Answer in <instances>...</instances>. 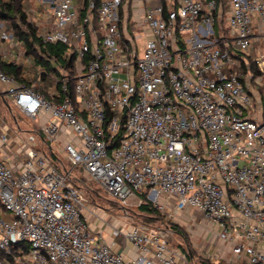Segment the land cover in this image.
I'll list each match as a JSON object with an SVG mask.
<instances>
[{"label":"built area","instance_id":"2783aa9c","mask_svg":"<svg viewBox=\"0 0 264 264\" xmlns=\"http://www.w3.org/2000/svg\"><path fill=\"white\" fill-rule=\"evenodd\" d=\"M26 3L42 44L74 57V75L55 56L47 88L43 69L30 85L0 69L12 129L25 131L12 107L34 126L18 140L20 168L0 155V264H194L171 245V220L200 226L210 261L264 264V104L248 61L256 51L264 74V0ZM0 44L4 59L32 64L3 21ZM77 168L121 207L145 194L166 214L157 227H112L132 257L93 237ZM19 241L30 245L22 257L11 251Z\"/></svg>","mask_w":264,"mask_h":264},{"label":"trees","instance_id":"16d2710c","mask_svg":"<svg viewBox=\"0 0 264 264\" xmlns=\"http://www.w3.org/2000/svg\"><path fill=\"white\" fill-rule=\"evenodd\" d=\"M27 6L28 5L26 3V0H0V21H3L6 25L13 28L12 34L15 36L16 40H23L24 42L26 55L32 56L36 64L39 65L40 67L42 66V69L44 71L42 80L46 83V88H47L50 82L48 78H46L48 77L46 75L51 72H56V67L54 65L55 63L54 61H52V57L55 56L56 57L55 62L62 64L68 70L71 76L74 75V57L64 58L63 52L65 50V47L62 45L44 46L42 44L41 39L38 36L37 28L27 20V12H26ZM252 57L253 56L248 57V61L250 63V69L254 75L260 74L258 67L255 65ZM0 69L4 73L16 78L17 80L26 82L29 85L31 84V81L28 80L26 74L23 73L22 66L17 63L6 62L3 55L1 54H0ZM72 85L73 82H70L71 88ZM38 89H40L43 93H46L45 92L46 90L44 88L41 89V87H39ZM12 108H13L12 109L13 116L16 117V119L18 120L17 114H20V112L17 111L14 107ZM4 116L7 117V115ZM82 181H86V180L81 179L80 183ZM75 183H77V181H75ZM84 188L87 190V194L88 192L92 194H96L98 191L97 190L98 188H95L93 184L90 182H88ZM138 208L147 212V213H141L140 215L144 216L145 219L149 220L146 222L141 221L140 223H145L153 227L162 225L163 223L162 219L165 218L164 213H162L159 209H157L156 206L146 198L145 194L142 196V203L138 205ZM2 211L4 214V218L9 219L10 214L6 212L4 208L2 209ZM157 221L158 223H156ZM167 226L169 227L170 230H173L170 223H168ZM175 234L177 233L175 232ZM29 248H30L29 243L24 241H19L11 246V251L14 255L22 257L29 251ZM4 257H6L5 252L0 250V258H4ZM10 260L12 261L13 258L10 257ZM197 260L198 262L196 261L195 262L196 264H225L222 261L219 262L210 261L202 255H200V257H198Z\"/></svg>","mask_w":264,"mask_h":264},{"label":"rangeland","instance_id":"374dc122","mask_svg":"<svg viewBox=\"0 0 264 264\" xmlns=\"http://www.w3.org/2000/svg\"><path fill=\"white\" fill-rule=\"evenodd\" d=\"M6 28L8 32H11V33L13 32L12 27L6 25ZM0 48L4 50L6 48V45L0 44ZM5 61L11 62V63H17L21 65L23 68V73H27L26 77L28 78L29 81H31V79H35V77H37V74H36L37 71L42 69V66L40 67L39 65H37L34 60L32 64H26L24 60H20L17 62L12 57L5 58ZM262 83L264 84V80ZM0 89L2 90L4 89V85H2L1 83H0ZM1 107L3 108V105H1ZM1 114L2 116L6 115L5 108H3V111L1 112ZM8 117L9 115H7V117L4 118L6 122H8V119H9ZM17 118H18L19 123H21L22 128L25 130L23 132L24 135L26 136L27 134H30L31 129L34 128L32 122H30L26 117L20 114H17ZM60 157L62 160H64L65 163H67L66 154L64 153V151L60 152ZM74 173L79 177V179L86 180V181H82L80 183L81 185L85 186L88 182H90L93 184L95 188L99 187V184L95 182L93 179H91L89 175L83 171V169L77 168L74 171ZM97 190L98 191L96 194H92L88 192L89 202L91 205L100 206L101 208L105 210L106 212L105 216L107 218V222L111 221L112 222L111 226L113 225L116 227L119 225V227L121 228V231L123 232V231H127L128 228L134 225H137L141 221H145V222L149 221L148 219H145L144 216L140 215L141 213H147V212L139 209L136 203L131 202L128 206L121 207L120 205H118L116 201H114L113 197L108 192H105L101 190L100 188H98ZM194 214L197 217L200 216L199 213L198 214L194 213ZM164 216L165 218L162 219L163 222L166 220V217H167L166 214H164ZM175 221L173 220L169 221L172 229L177 233L171 236L170 238L171 245H173L174 248H176L179 252L185 255L186 259L189 262L191 263L192 261L198 262L197 260L198 257H200V255L203 256V253H205V250L209 248L210 239L208 237H205V235L203 236L197 232L198 228H200L199 225H194L193 227L195 228V230L192 231V227L190 225H182V224H179L178 221L177 222ZM156 223H158V221Z\"/></svg>","mask_w":264,"mask_h":264},{"label":"crops","instance_id":"0c3cea01","mask_svg":"<svg viewBox=\"0 0 264 264\" xmlns=\"http://www.w3.org/2000/svg\"><path fill=\"white\" fill-rule=\"evenodd\" d=\"M261 44L262 43L260 42L258 43L255 41V44H254L255 49L257 47H260ZM263 51H264V46H263ZM255 53L256 51H252L251 55L254 56ZM259 75H261V82H263L264 74L260 73ZM255 95L257 98H260L262 100L260 103L264 104V84L263 83L262 85L259 84L257 86V89L255 90ZM1 105H3V108H5L6 111L8 110L6 109V105L7 107L10 106L9 103L5 101L4 99L0 101V111L3 110ZM8 118L10 119V117ZM9 119H8V124L11 127L9 130L10 139H9L8 145L0 141V155L7 165L14 166V167L16 166L17 168H20L21 162L23 160V155L18 152V149H19L18 140L24 137L25 135L24 133H20L19 135H17V133H15V130L12 129L13 125L11 126L13 122ZM97 212H98L97 206L91 205L89 203L88 210L86 211V217H87L88 225H89V228L91 230L93 237L95 239H101L102 241L109 243L110 245H112L114 251L122 253L127 259L135 255L133 246L129 242L126 241L124 235L123 234L116 235L115 231L112 228L113 225L107 226L106 224L101 223V221L97 219ZM105 213L106 212L104 210L102 216L105 219V221H107ZM110 223L112 224L111 221ZM113 227L118 228L119 225L116 227L115 226Z\"/></svg>","mask_w":264,"mask_h":264},{"label":"water","instance_id":"95a60500","mask_svg":"<svg viewBox=\"0 0 264 264\" xmlns=\"http://www.w3.org/2000/svg\"><path fill=\"white\" fill-rule=\"evenodd\" d=\"M8 108H10L9 106H8ZM194 264H196L194 261H192Z\"/></svg>","mask_w":264,"mask_h":264}]
</instances>
